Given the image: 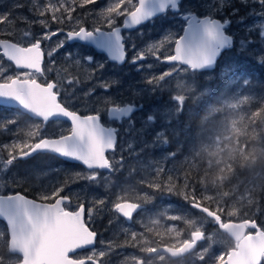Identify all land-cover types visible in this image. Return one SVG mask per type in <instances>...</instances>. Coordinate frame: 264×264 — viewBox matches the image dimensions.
<instances>
[{
    "label": "snow or ice",
    "instance_id": "6c2138e0",
    "mask_svg": "<svg viewBox=\"0 0 264 264\" xmlns=\"http://www.w3.org/2000/svg\"><path fill=\"white\" fill-rule=\"evenodd\" d=\"M223 0H221V3ZM246 3L247 0H241ZM264 5V0H256ZM77 0H72L76 4ZM95 0H81L80 6L94 4ZM178 0H118L110 5L101 15L105 16L106 23L110 30L104 31L102 27L97 26L89 31L83 26L82 21H76V27L65 34V39L61 40L58 48H63L68 41L80 40L94 43L98 48L105 49L109 57L114 61L123 62L125 60L124 37L121 35V27L116 26L115 17H125L123 27L129 28L133 25H140L143 21L149 20L157 13H163L169 6L177 10ZM19 7V5H17ZM73 7H65L63 0H57L55 3H47L39 10V15L44 16L51 13L52 20L62 23L64 17L60 13H67V19L72 21ZM238 9H233V15ZM189 24L184 29V35L175 40L174 54L163 56L165 62H173V67L177 71L180 64L187 65L194 70L205 69L214 65L221 50L231 46L232 38L224 34L225 27L231 23L225 19L223 22L206 17L203 20H196L188 17ZM9 16L0 14V22L7 23ZM41 24L47 27L46 20H40ZM239 22H243V18ZM252 29H249L251 31ZM46 32L40 38L35 39L27 47L20 44H13L7 40H0V47L3 48V56L15 63L18 68L29 69L30 71L18 74L15 77H5V82L0 83V98L7 101L16 102L23 110L31 113L34 117L42 118V121H49L53 117L68 118L71 128L68 134L62 132L58 138H46L40 132V126L37 125L36 132H30L29 137H36V142L29 143L27 140L14 142L8 152L6 165H12L17 159L27 158L37 151H50L65 158L82 162L89 170H93L91 175L77 174L80 179L95 181L96 169H110L112 167L109 159L105 156L106 149H114L115 135L114 129H108L102 126L99 112L95 115H78L75 111H70L58 101L60 95V85L58 83L47 82L40 84L36 80V74H42L41 62L43 53L41 49L42 40L50 39L52 36L62 32ZM264 39V32L260 33ZM163 41L161 42V44ZM134 47V45H133ZM158 45L149 47L150 53H155ZM51 56V53H49ZM145 58V52H137L132 58V63ZM160 59L159 56L156 57ZM88 62H93L94 57L89 55L85 58ZM264 62V58H261ZM104 64L96 62V69H103ZM138 71L141 69L138 67ZM171 73L168 74L170 76ZM162 77H152L148 83L157 84ZM107 90L110 85L107 83L100 85ZM154 90V89H153ZM175 99H177L175 97ZM182 99V98H180ZM142 107V106H141ZM134 110V106L129 104L126 107H115L110 109V114L116 117L128 115ZM149 120L153 117L149 116ZM63 188H56L50 191V194L42 195L41 200L47 201L54 199V203H37L34 200L27 199L20 194L0 196V216L6 218L9 233L0 232V240L7 244L13 241L14 237L20 235H31L34 237V244L39 246L40 256L47 261H59L63 264H93L92 261L82 259L73 261L69 259V253L84 246L92 245L95 239V233L89 231L83 216L85 208L80 205L77 211H68L62 205L69 200L68 196L61 195ZM100 205L104 201L97 202ZM131 205L118 203L114 205L118 213L127 215L126 209ZM76 232L78 238L72 242H65L63 237ZM19 243V241L17 242ZM23 248L14 244L8 249L7 257L11 261L12 256H21ZM0 264H5V258L0 253ZM24 264H30L25 259Z\"/></svg>",
    "mask_w": 264,
    "mask_h": 264
},
{
    "label": "trees",
    "instance_id": "16d2710c",
    "mask_svg": "<svg viewBox=\"0 0 264 264\" xmlns=\"http://www.w3.org/2000/svg\"><path fill=\"white\" fill-rule=\"evenodd\" d=\"M80 3L81 0H77L76 4ZM102 4L103 1L95 0L94 4L84 5L87 8L86 12H88L83 17L79 16L80 20L87 21L83 25L90 26V29L97 26L102 27V29L109 28L106 19L101 18L103 11L100 10V7ZM184 5H188L186 0H183L180 6L181 12L185 11ZM187 9L196 14L195 10ZM0 12V14H4L1 9ZM37 13L39 12L37 11ZM170 16L171 13H167L160 18L164 21ZM213 18H219V16L215 14ZM121 19L122 16H118L116 21L120 23ZM23 28L26 29L27 34L32 35L33 29L30 26H8V30L12 31H20ZM73 28L72 26L68 30ZM7 34V32H0V38ZM57 63L60 65L59 61ZM209 74L212 75L205 76V73L187 72L190 77V84L186 82L184 90H180L179 93L182 97L180 102L182 107L178 111L174 110V114L169 116L165 123L162 122L157 127H160L159 130H161V137L164 142L160 149L153 150L150 152L151 154H148L147 148H143L141 149L142 154L135 157L124 154L122 160L123 166L129 164L137 166L138 163L145 160L155 162V158L159 157L161 165L158 166H166L164 168L167 171L165 179L158 185L166 191L169 205L172 204L175 210L183 214L180 229L184 236L192 228L188 222L191 214L199 213L193 210L191 205L189 207L190 203L211 211L216 210L223 221L251 219L260 222L259 218L264 214V154L262 152L264 150V68L251 56L237 52L232 48L222 54L216 68ZM239 90L245 94H250L251 98L244 101L243 106L240 105L244 109L237 110L235 116L238 113H241L242 116L235 124L229 126L225 124L229 117L228 110L224 107L225 102L233 100L232 98L236 97L240 92ZM157 92L166 93L167 100L170 99L168 93L171 92L168 88ZM2 111L5 110L0 109V114L3 115ZM8 121L10 119L6 117L0 120V143L2 142V144L8 139V136L2 134ZM32 124L31 121H24L19 128L18 137H23L26 134L24 130L35 126ZM155 127L154 125L150 131L145 130V134L150 133L149 139H152L155 134L159 138L158 132L155 133L157 129ZM224 136L229 138V148L224 143ZM140 142L135 141V143ZM213 142L221 145L222 150L219 151V148H216L215 152L210 154V150L213 149L211 146ZM153 144L155 145L156 142ZM208 145L210 146L207 147ZM13 163L16 166H12V170L17 168L14 170V175L21 180V183L16 181V189L23 195L35 200H41L40 195L35 191L43 190L46 192V189L35 188V178L31 182L32 187H29L25 177H23L24 171L37 169L39 182L45 184L48 179L54 180L55 184L61 182V185L54 186V189L62 187L64 191L71 183L67 179L73 181L76 178L69 172L65 174L63 166H78L70 163L62 166L56 157L47 154H38L36 157L17 160ZM47 174L48 176L44 177ZM255 181L259 182L260 185L254 183ZM47 193L50 194V192ZM209 226L217 230L215 224L210 223ZM0 232H4L7 236L5 225L1 221ZM7 252V244L4 240H0V253L5 258V264H13V258L10 257L11 261H9Z\"/></svg>",
    "mask_w": 264,
    "mask_h": 264
},
{
    "label": "rangeland",
    "instance_id": "374dc122",
    "mask_svg": "<svg viewBox=\"0 0 264 264\" xmlns=\"http://www.w3.org/2000/svg\"><path fill=\"white\" fill-rule=\"evenodd\" d=\"M37 1L39 0H25L26 7L23 8L24 11H27L29 13L28 7L33 5V3L36 6H39L40 4ZM101 1H103V4L100 7L101 11H104L110 5H113L114 3L118 2V0H101ZM1 2L2 0H0V3ZM50 2L55 3L57 2V0H40L41 6L38 7L36 11H34L33 13L34 16L38 17L39 13H37V11L39 12V10L42 9L45 4ZM63 2L64 4H66L70 2V0H63ZM133 2L136 3L135 0ZM186 3L188 5H184L183 7L185 10L183 12L185 13L191 12V10L187 9V8H191L192 10H195L196 14L200 17L210 16L211 18H213V15L217 14V16H219V18L221 19H227V20L230 19L232 23L227 28V33L233 36L234 38L235 44H233V48L237 52L251 56V58L256 60V62L261 64V66L264 68V62H262L261 59L264 58V39H262L260 35L261 32H264V5L256 2V0H247L246 3H242L241 0H223L222 3L221 0H186ZM69 6L77 10L76 16H72L73 17L72 21H69L67 19V13L62 12L60 13V15L64 17V21L62 23H57L55 21L53 22V20H51L52 19L51 13H46L45 15L48 16L44 17L43 19L38 17L36 19V22H38L39 24L38 26L33 27L31 21H28L27 17L23 15L20 17L23 20H27L28 22H30L28 26H30V28L33 29L32 35L27 34L26 29L24 28L20 31H12V30H8V27L7 28L0 27V32H8V35L17 39V42L20 43L21 45H29L30 43L33 42V40H35L36 37L39 38L43 36L46 32H57L58 29H63L64 32L70 31L68 29H70L72 26L76 27L77 20L82 21L83 24L87 23L86 20L79 19V16L83 17L88 12V11L86 12L87 8L85 6L75 7L72 4V0L65 7H69ZM233 9H238L235 15H233ZM19 15H20L19 13H16L17 17ZM97 16L99 17V14H97ZM117 17H115L116 25L119 24V22L116 21ZM101 18L106 19L105 16L103 15H101ZM241 18H243L242 23L239 22ZM159 19L161 20V18ZM40 20H46L48 22L47 27L41 24L39 22ZM160 20L151 22L150 24H146L135 31L123 33L124 43L126 44V50L128 53V60L123 67H119V70L116 69V71H114L112 67L110 66L107 67L105 65L109 63L107 62L104 56L93 55L94 61L90 63L87 62L85 58L90 55L88 52L87 55L81 56L83 59L75 55V57L72 58L70 61V50H67L64 47L63 48L57 47L59 42L65 39V36H59L56 39L43 40V43L45 45L44 49L46 53V62L44 65L43 74H41L40 76L36 75V78L37 80H45V77L48 75L49 76L53 75L54 79L56 77L57 80L60 81L63 85L62 89L60 88L59 96L61 98L59 97V99L65 106L73 107L76 110H82V107L80 105L81 99H91L95 102L99 100L106 101L112 98H115L117 100H137V99L139 101L143 100L144 108L142 113H140V115L138 114L136 119L125 121L122 126L123 132L125 134L133 130L134 133H137L138 139L141 141V143L134 144V147L137 149L134 151V153L126 154L127 156H132V157L138 156L143 153V151L141 150L143 148H147L148 154H151L150 153L151 151L158 150L161 148V146L164 145L160 133L161 130L159 131L160 127L157 128L155 131V133L158 132L159 138L156 134L153 136L152 139L147 138L150 136V133L147 132L145 134L146 127L149 129V126H147L145 121L148 120L150 123L152 121L157 123L154 124L155 126L161 124L164 121L163 119L168 117L167 116L168 113L171 112L175 107H177L178 103L181 102L180 98L182 97H180L179 95L180 90L182 89L184 90L186 86V82L190 84V77L187 75L188 72L187 68L179 65L177 71H175V69L173 68L175 64L168 66L164 63H161V60H163L164 55L172 54V47L175 44V40L182 31L184 22L180 20L179 16H175L172 14L169 17V19H165L164 21L163 20L160 21ZM41 26L44 27L42 28ZM65 26L67 28H64ZM83 26L86 28H91L90 26H85V25ZM249 29L252 30L249 31ZM58 34L64 35L61 32ZM162 41L163 43L161 44ZM153 45L159 46L154 54L148 51L149 47ZM62 49H64L63 52ZM87 50L90 52L89 48H87ZM140 51L145 52V58L143 60L138 61L136 64H133L131 62L132 58L136 55L137 52ZM49 53H51V56H49ZM157 56H159L160 59H157L156 58ZM57 61H59L60 65L57 63ZM66 61H67L66 64L67 67H65L66 69L62 70L63 68H61V70L59 71L60 66L63 63L65 64ZM96 62L104 64V68L101 71H99L100 69L98 70L96 69ZM73 63L82 64L83 69L79 70L77 67L73 66ZM138 67L141 69L140 71L137 70ZM24 72L27 71H17L13 68L11 69L10 66L1 63V59H0V82L5 81L4 79L5 77H9V76L15 77L16 75L22 74ZM68 73L69 74L71 73L70 77L72 76L77 77L82 75L83 79L76 80V82L73 81L72 83H70L68 80H64ZM169 73H171L170 76H168ZM117 75H119V86L117 84L118 80L113 77V76L117 77ZM211 75L212 74H208V73L205 74V76H211ZM154 76L162 77V79H160L159 83L157 84L154 85L149 84L148 81ZM105 83H107L110 86H115L114 90L109 91L110 87H108L107 90L103 87H100V85ZM165 88L166 89L168 88L169 91L172 93V94L168 93L170 100L172 101V104H170L171 107L161 106L163 101L167 100V95L164 92L158 93L157 91H162ZM161 95L166 96L164 97L165 99L162 97L160 98L158 97ZM175 97L177 99H175ZM250 98H251L250 94H245L244 92L240 91L235 98H232L233 100H228L225 102L224 107L227 108L228 110L227 114L229 116L227 122L225 123L226 125L230 126L231 124H235V122L239 120L242 114L238 113L235 116V113L239 109H244L242 107L243 102ZM154 100H156L155 103H153ZM149 101L150 104L148 103ZM147 104H149V108L146 109ZM142 116L143 118L140 119ZM149 116H152L153 119L149 120L148 119ZM3 119H5V117L2 114H0V120ZM136 120L138 122L136 124V128H134L135 125H133V123ZM13 122H14L13 120H10L7 122V124ZM33 127L27 130L23 129L26 132V134L24 135L26 137L24 136L18 137L20 133L19 128L3 129L2 134L11 137V139H9L5 144L2 145L0 144V195L13 193L14 190L17 188L16 181L21 183V180L17 179L16 176L14 175V170H17V168L9 171V166H16V165L14 163L12 165H6V161L8 159V152L11 150L10 147H6V146L12 145L14 142H21L25 140H27L29 143L36 142L35 136L30 138L28 135L30 132L34 133L37 131L34 130ZM40 132L42 135L46 136L47 138H54V137H58V134L61 132L66 133V127L64 126V124L55 123V125L52 127H48L46 129L40 128ZM146 135L147 137H145ZM129 138L130 137L128 136L127 137L128 141ZM223 138L225 139L224 143L229 148V144H230L229 138L226 136H224ZM218 139L221 140V138L219 137ZM153 142H156V144L154 145ZM128 144H130V142H128ZM152 146H158V147L155 148ZM209 146L210 145H208L207 147ZM211 146L213 149L210 150V154H213L216 148H219V151L222 150V146L216 144L215 142L211 143ZM123 149L126 148L123 146L121 150ZM5 150L7 151L3 153L2 151ZM262 152L264 154V150H262ZM123 159L124 156L122 154V157L120 156V160L114 161V163L116 162L117 164L115 165L123 166L124 165L122 161ZM160 162L161 161H159V157H156L155 162L152 160H145L144 162L138 163L137 166H158L161 165ZM126 166L132 167L134 166V164H129ZM24 173L25 175H23V177H25V181H27L29 187H32L31 182L33 181V178H35V188L46 189V192H50L51 190H48L50 188L54 190V186L56 185H61L60 184L61 182L60 183L57 182L55 184L54 180L48 179L45 181V178H44L45 184H43V182H39L38 181L39 175L37 169H35V171L33 170L24 171ZM48 174L45 175L44 177H47ZM25 181H23V183H25ZM67 181L74 183L77 182L78 180L74 179L73 181L70 180ZM143 182H145V180H143ZM254 183L260 185V183L257 181H255ZM79 187L80 184H78L77 187H73V188L78 189ZM129 188H131V186L127 187V189L130 192L131 190ZM35 193H38L41 197L42 195H44L45 191L36 190ZM122 194L123 192H121L119 196H121ZM137 194L138 192H136V195ZM75 206L77 207L78 203L77 204L75 203ZM108 210L111 211L112 208L110 207L108 208ZM179 219L180 217L178 216H172L168 214L167 237L169 243L175 244L177 241L184 242L190 239L191 234L195 231H203L205 235L204 238L201 239V241H199V247L196 251L185 256L184 259L182 258V260H179L173 264H218L224 258L227 251L234 248V242L230 238H228L225 234L221 233L219 230H213L209 226L208 223L210 222L207 220L208 218L206 216L201 215L199 213H192L191 218L188 219V222L192 226V228L190 233H188L189 235L187 234L185 236L182 235L181 230L176 225ZM259 219L260 222H256V226L259 228V230L264 231V214ZM249 220L251 221V219ZM224 222H228V221H224ZM262 264H264V262H262Z\"/></svg>",
    "mask_w": 264,
    "mask_h": 264
},
{
    "label": "flooded vegetation",
    "instance_id": "af4514ba",
    "mask_svg": "<svg viewBox=\"0 0 264 264\" xmlns=\"http://www.w3.org/2000/svg\"><path fill=\"white\" fill-rule=\"evenodd\" d=\"M37 2L40 4L39 6H36L33 2H31L33 3V5L28 7V10H29V13H28L27 11H24L23 9L26 7L23 0H2V2L0 3V9L4 12V14H7L9 16V21L7 23L0 22V27L7 28L8 26L16 27L18 25L28 26L30 24V22L28 21H31L33 26H37L39 24L38 22H36V19L38 17L43 19L44 17L48 16V15H44V16L39 15L38 17H34V14H33L34 11H36V9H38V7L41 6L40 0ZM70 2L66 3L65 6L68 5ZM182 2L183 0H181V3L179 4V12H178L179 14L178 13L173 14L170 11H166L163 15L167 13H171L172 15L179 16L180 20L184 22L181 19V16L184 14L185 15L191 14L192 12H189V13H185L183 11L181 12L180 6L182 5ZM42 3H45V2H42ZM17 5H19V7H17ZM73 6L79 7L80 4H73ZM16 13H19L20 15L17 17ZM23 15L27 17L28 21L23 20L20 17ZM71 15L76 16V12L73 11ZM159 20L160 19L158 18L154 21H159ZM224 20L225 19H223V21ZM121 21L116 26L121 25ZM87 29L89 31L93 30L90 28H87ZM103 30L108 31L110 29L108 28V29H103ZM67 32L62 31L61 33H63L64 35L57 34V35L52 36L50 39H56L59 36H65ZM1 38L7 39L15 44H20L17 42V39L13 38L12 36L8 34L5 36H1ZM35 39H37V37ZM33 42H35V40H33ZM21 46L27 47L29 45H21ZM44 47L45 45L42 40L41 42V49L43 52V62L41 65L42 74H43V69H44V65L46 62V53H45ZM86 47L90 49V52L87 50ZM64 48L67 50H70V61L72 58L75 57V55L82 58L81 56L87 55V52L91 56L93 55L104 56L102 54L97 53L92 47L82 45V44H77V43L72 44V43L67 42ZM125 48H126V44H125ZM63 51L64 49H62V52ZM126 53H127V50H126ZM0 59H1V63L10 66L11 69L12 68L14 69L12 64L9 61L5 60L1 55H0ZM126 59L128 60V53H127ZM107 62L111 64V65L105 64L107 67L109 66L112 67L114 71H116V69L119 70L120 66L118 64L111 63L108 60ZM166 65L171 66L173 64H166ZM73 66L77 67L79 70L83 69L82 64L73 63ZM60 67L65 68L67 67V65L65 63L64 65H61ZM101 70L102 69H100L99 71ZM17 71H26V70H17ZM36 75L40 76L41 74H36ZM70 75L71 73L70 74L68 73L66 76V80H68L70 83H72L73 81L76 82L75 78H77V80L83 79L82 75L77 76V77L75 76L70 77ZM113 77L118 80L117 84L119 86V75H117V77L116 76H113ZM137 77H140V76H137ZM3 82H0V83H3ZM37 82L40 84H46L47 82L58 83L61 89L63 86L62 83L58 81L56 77L54 79L53 75L52 76L48 75L45 77V80H37ZM114 88L115 86H110L109 91L114 90ZM80 101H81L80 105L82 107V110H76L73 107L65 106L59 99V102L62 103L64 107H67L70 111L77 112V114L81 116L95 115L97 112H99L101 116L100 122L102 126L108 129L115 130L116 143H115V147L113 151L106 154V157L109 159L112 167L110 169L94 170L97 174V179L95 181H89V180L80 179L77 177L78 173H80L81 175H91L93 170H86L82 166L68 165L65 162L57 159L61 162L62 166L68 165V166H63V168L65 169V174L69 172L71 175H73L76 178V180H78L77 182L70 183V185L67 186V189L62 192L61 195L69 197V200L66 202V204L62 206H64L66 210L68 211H77L80 205L83 204L85 208V214L83 216V219L89 231L92 233H95V239H94L92 247L84 248L82 250H78L73 253H70L69 259L73 261L86 259V260L92 261L93 264H173L179 260H182V258L184 259L185 256L196 251L199 247V242L197 243L196 247L194 248L192 252L188 253L187 255L183 257H179L175 259L168 256L166 253H155V254L152 253L165 246L173 247V248L180 247L184 242L189 241L191 239L192 234L195 232H202L203 233L202 239L204 238V235H205L203 231H195L191 234L190 239L184 242L177 241L175 244L169 243L168 237H167L168 235L167 234L168 214L172 216L180 217V219L176 223L179 229H180V223L182 224L183 222V214L180 211L175 210L172 204L169 205L168 203L169 200L166 195V191L158 185L159 183H162V181L165 179V174L167 170L164 167L166 166L128 167V166H116L117 165L116 162L114 163V161L120 160V156L122 154L124 155L128 153H134V151L137 149L134 147L135 141H140L138 139L137 133H134V131L131 130V132L125 134L123 132L122 126L125 121L136 119L137 115L138 114L140 115V113H142L143 108H144L143 100L142 101H139L138 99L137 100H117L115 98H112L106 101L99 100L97 102L91 99H81ZM155 102L156 100L153 101V103ZM129 104L134 106V110L128 117H123L121 119H113L109 117L108 115L109 108L126 107ZM170 104H172V101L168 99V100H165L161 104V106L163 107L170 106ZM181 107L182 105L178 103L177 107H175L171 112H169L167 116L168 117L171 116L172 114H174L173 113L174 110L178 111ZM147 108H149V104L146 105V109ZM0 109L5 110V111H2L4 117L14 121L13 123L6 124V129L21 128V124L24 121H31L35 125V127L32 126L34 130H37V125H39L40 128L46 129L48 127L54 126L55 123L64 124V126L66 127V133L64 132L63 134L65 135L68 134L67 130L70 129V125L64 121H60V120L49 121L46 124H44L40 120H34V119L29 118L26 114L22 113L20 110L16 108L0 107ZM142 118L143 116L140 119ZM167 118L163 119L164 120L163 123H165V120H167ZM137 122L138 121L136 120L133 123V125H135L134 128H136ZM145 122L147 126H149V129L146 127V130L150 131L153 128L155 122L152 121L150 123L148 120H146ZM157 127L158 125L155 128ZM128 136L130 137L129 141L127 139ZM54 138H58V137H54ZM9 139H11V137H8V139L5 140L3 143L5 144ZM128 142H130V144H128ZM0 144L2 145V142ZM123 146L126 149L121 150ZM39 154H42V153H39ZM36 156H38V154H36L35 157ZM11 170H12V166H9V171ZM143 180H145V182H143ZM78 184H80V187L78 189H74L73 187H77ZM128 186H131V188H129L131 190L130 192L127 189ZM121 192H123V194L119 196ZM136 192H138L137 195H136ZM14 193H21V192L15 189L14 192L11 194H14ZM11 194H6V195H11ZM46 194L48 193L45 192L44 195ZM101 200L104 201L103 205H100L97 203L98 201H101ZM39 201L51 203V202H54V199H50L47 201H44V200H39ZM122 202H131L137 205H141L142 208L136 212L134 211V213H132L128 217H126L127 215L121 216L115 210L114 205L118 203H122ZM75 203L76 204L78 203L77 207L75 206ZM191 204L192 203L189 204V207ZM110 207L112 208L111 211L108 210V208ZM193 210L199 212V214L201 215H204L202 212L198 211L197 209L193 208ZM212 212H214L215 214L219 216V214L215 210H213ZM207 220L210 223H213L212 220L210 219H207ZM257 229L259 228L256 225H255V228L253 229L246 228L245 234L255 233ZM6 231H7V228H6ZM221 233L225 234L224 232H221ZM236 244L237 243L234 242L233 249L236 248ZM230 250L227 251L226 255L228 254ZM12 258L14 261L13 264H16L21 261L20 256L18 257L12 256ZM224 258L218 264H220L224 260ZM262 262H264V256L262 258ZM64 264H67V261L64 262Z\"/></svg>",
    "mask_w": 264,
    "mask_h": 264
},
{
    "label": "water",
    "instance_id": "95a60500",
    "mask_svg": "<svg viewBox=\"0 0 264 264\" xmlns=\"http://www.w3.org/2000/svg\"><path fill=\"white\" fill-rule=\"evenodd\" d=\"M135 2H137V0H135ZM180 3H181V0H178L177 10H173L169 6L168 8L165 9V11L163 13H157L155 16H153L149 20L143 21L140 25H133V26H131L129 28L123 27L124 20H125V17H123L122 24L120 26H118V27H121V35H122L123 31H127V32L134 31L135 29H137L141 25H144L148 21L153 20V19L161 16L166 11H170L172 13H178L179 12V4ZM189 16L193 17L196 20H203L206 17H208V16H206V17H198L194 13L182 15L181 19L184 21V27L182 29V32H181L180 36L184 35V29H186L188 27V24H189L188 17ZM208 18H210V17H208ZM211 19H216V18H211ZM216 20H219V19H216ZM219 21H221V20H219ZM221 22H223V21H221ZM227 26L225 27V29L227 28ZM225 29H224V34L226 36H230V35L225 33ZM104 31H106V30H104ZM68 43H78V44L90 46L97 53L103 54L110 62L116 63V64H118L120 66L123 65L126 62V52H125V60L123 62H119V61L112 60L109 57V54H108V52L105 49L98 48L94 43L87 42V41H80V40L68 41ZM13 44H15V43H13ZM232 46H233V39H232L231 46L222 49L220 54L218 55L214 65L209 67V68L194 70L191 67H188L187 65H183V64H180V65L189 68L190 71L210 72V71L214 70V68L216 66V63L220 59L222 53L227 51V50H229V49H231ZM174 50H175V44H174L173 51H172L173 54H174ZM0 51H1V54H2L3 53V48L2 47H0ZM4 58H5V60L9 61L12 64L14 69L30 71L29 69H25V68H18L15 65L14 62L8 60L7 57H5V56H4ZM42 62H43V59H42ZM42 62H41V65H42ZM166 63L170 64V63H173V62H166ZM0 107L16 108V109L20 110L22 113H24L27 116H29L30 118L42 121V118L34 117L31 113L27 112L26 110H23L14 101H7V100H5L3 98H0ZM112 108H115V107H112ZM112 108H109V110L112 109ZM109 110H108V115H109V117H111L113 119H121L123 117H128L133 112L132 111L128 115H122V116L116 117L114 115H111ZM57 120L67 122L70 125V128H71V123H70L69 119L65 118V117H53V118H50L49 121H57ZM49 121H42V122L44 124H46ZM263 133H264V130H263ZM114 135H115V132H114ZM115 143H116V135H115ZM111 151H113V149H111V150L106 149L105 150V156H106L107 153H109ZM38 153L50 154V155H53V156H55V157H57V158H59V159H61L63 161L74 163V164H78V165L82 166L83 168H85L86 170H89L82 162L73 160L71 158L62 157V156H60V155H58L56 153L50 152V151H37V152L33 153L31 156H29V157H32V156H34V155H36ZM29 157H27V158H29ZM22 159H26V158H22ZM100 170H102V169H100ZM15 194H17V193H14V194H11V195H15ZM18 194L23 195L21 193H18ZM0 196H9V195H0ZM23 196H25V195H23ZM25 197L27 199H31V198H29L27 196H25ZM31 200H33V199H31ZM34 201H36L37 203H46V202H41L39 200H34ZM54 202H51V203H54ZM122 203L125 204V205H131V207L126 209L127 216L119 213L121 216L128 217L132 213H134V211L136 212V211H138L139 209L142 208L141 205H137V204H134V203H131V202H122ZM193 206L196 207L195 205H193ZM196 208L199 211L203 212L208 218L213 219L214 222L218 225L219 229L221 231L225 232L226 235H228L234 242L237 243L236 244V248L230 250L228 252V254L225 256L224 260L220 264H261L262 257L264 256V231H261V230L257 229V231L255 233L245 234L246 228H250V229L255 228V225H256L255 222H251V221L232 222V221H229V222L221 223L219 221V219H218V216L216 214H214L213 212H211L208 209L203 208V207H196ZM0 220L5 223V225L7 227V234H8L9 233V226H8L6 218H4L3 216H0ZM202 237H203V233L202 232H195V233L192 234L191 240L184 242L180 247L173 248V247L165 246V247H162V248H160V249H158V250H156V251H154L152 253L153 254H155V253H166L171 258H174V259L175 258H179V257L185 256L188 253L192 252L194 250V248L196 247L197 243L202 239ZM77 238H78V234L76 232H70V233L66 234L63 237V240L65 242H72V241L76 240ZM18 241H19V243H17ZM14 244H16L18 247H22L23 248V253L20 256L21 257V261L16 263V264H24L25 259H28L30 264H60L59 261H47L45 259H42L41 256H40L39 246L34 244V237H32L31 235H23L22 236V235L18 234L16 237H14L13 241L8 242V249L11 248ZM92 245L84 246L82 248L76 249L75 251L82 250L84 248H90ZM64 262H66V261H64ZM64 262H63V264H64Z\"/></svg>",
    "mask_w": 264,
    "mask_h": 264
},
{
    "label": "bare ground",
    "instance_id": "6f19581e",
    "mask_svg": "<svg viewBox=\"0 0 264 264\" xmlns=\"http://www.w3.org/2000/svg\"><path fill=\"white\" fill-rule=\"evenodd\" d=\"M173 14H177V13H173ZM179 14V13H178ZM163 15V14H162ZM161 15V16H162ZM185 15V14H184ZM161 16H159V17H157V18H155V19H153V20H150V21H148L147 23H145L144 25H146V24H149V23H151V22H154V20H156V19H158V18H160ZM35 17V16H34ZM199 17V16H198ZM204 17H206V16H204ZM208 17H210V16H208ZM211 18V17H210ZM216 19H219V18H216ZM52 20V19H51ZM121 20H123V17H122V19ZM219 20H221V21H223V19H219ZM54 22V21H53ZM52 22V23H53ZM121 24H122V21H121ZM41 25V24H40ZM144 25H141L140 27H142V26H144ZM38 26V25H37ZM52 26V25H51ZM120 26V25H119ZM230 26V24L227 26V28ZM34 27V26H33ZM42 27V26H41ZM44 27V26H43ZM42 27V28H43ZM48 27H49V25H48ZM140 27H138V28H140ZM184 27V26H183ZM183 27H182V29H183ZM137 28V29H138ZM227 28L225 29V33L226 34H228L227 33ZM137 29H135V30H137ZM55 30V29H54ZM134 30V31H135ZM125 32H127V31H123L122 32V36H123V33H125ZM129 32H131V31H129ZM182 32V31H181ZM180 35H181V33H180ZM179 35V36H180ZM229 35V34H228ZM178 36V37H179ZM231 36V35H230ZM177 37V38H178ZM232 37V39H233V44H235V41H234V38H233V36H231ZM0 40H7V39H3V38H0ZM7 41H9V40H7ZM9 42H11V41H9ZM124 42V41H123ZM11 43H13V42H11ZM78 44V43H77ZM125 44V43H124ZM173 47H174V45H173ZM173 47H172V51H173ZM232 48H233V46H232ZM231 48V49H232ZM231 49H229V50H231ZM229 50H227V51H229ZM227 51H225V52H227ZM125 52H126V48H125ZM224 53V52H223ZM222 53V54H223ZM172 54H173V52H172ZM0 55L4 58V56L1 54V51H0ZM103 55V54H102ZM222 56V55H221ZM126 57H127V53H126ZM106 58V57H105ZM5 59V58H4ZM107 59V58H106ZM108 60V59H107ZM109 61V60H108ZM162 61V63H165V64H167L166 62H164V60H161ZM219 61V60H218ZM218 61H217V63H218ZM126 62H127V59H126ZM125 62V63H126ZM111 63H113V62H111ZM125 63L123 64V65H119L120 67H123L124 65H125ZM217 63H216V65H217ZM170 64H174V63H170ZM182 66V65H181ZM184 67V66H183ZM185 68H187V67H185ZM215 68H216V66H215ZM214 68V69H215ZM188 69V72H191V73H211V72H213L214 70H212V71H210V72H200V71H190L189 70V68H187ZM54 83V82H53ZM84 83H85V81H84ZM88 84V83H87ZM83 85V84H82ZM98 91V90H97ZM101 92V91H100ZM164 98V97H163ZM162 99V98H161ZM165 99V98H164ZM163 99V100H164ZM58 101H59V97H58ZM164 102V101H163ZM29 117V116H28ZM30 118V117H29ZM32 119V118H31ZM35 120V119H34ZM33 125V124H32ZM152 130V129H151ZM264 130V129H263ZM160 131V130H159ZM140 132V131H139ZM161 133V132H160ZM263 136H264V133H263ZM39 154V153H38ZM50 155V154H49ZM35 156V155H34ZM51 156H53V155H51ZM33 157V156H32ZM32 157H29V158H32ZM55 157V156H54ZM29 158H26V159H29ZM57 158V157H56ZM26 159H17V160H26ZM57 159H59V158H57ZM59 160H61V159H59ZM61 161H63V160H61ZM63 162H65V163H70V162H66V161H63ZM70 164H74V163H70ZM75 165H78V164H75ZM78 166H80V165H78ZM144 191V190H143ZM4 195H6V194H4ZM32 199V198H31ZM33 200H35V199H33ZM55 201V200H54ZM193 205H195L194 203H192L191 204V207L192 208H194V209H197L196 207H201V206H198V205H195L196 207H194ZM198 210V209H197ZM199 211V210H198ZM210 211V210H209ZM201 212V211H200ZM212 212V211H211ZM203 213V212H202ZM214 213V212H213ZM204 214V213H203ZM215 214V213H214ZM205 215V214H204ZM217 215V214H216ZM206 216V215H205ZM218 216V215H217ZM207 217V216H206ZM208 218V217H207ZM208 219H210V220H212L213 221V223L217 226V229L220 231V232H223V231H221L220 229H219V227H218V225L214 222V220L213 219H211V218H208ZM218 219H219V221L221 222V223H224V221L223 220H221L220 219V217L218 216ZM1 221V220H0ZM244 221H250V220H244ZM2 222V221H1ZM229 222V221H228ZM232 222H236V221H232ZM239 222H242V221H239ZM251 222H255L254 220H251ZM4 225H5V223L4 222H2ZM256 223V222H255ZM104 224V223H103ZM5 227H6V225H5ZM7 228V227H6ZM7 232V231H6ZM225 233V232H224ZM226 234V233H225ZM228 236V235H227ZM229 237V236H228ZM230 238V237H229ZM232 240V239H231ZM201 241V240H200ZM92 247V246H91ZM7 250H8V243H7ZM263 258V257H262Z\"/></svg>",
    "mask_w": 264,
    "mask_h": 264
}]
</instances>
